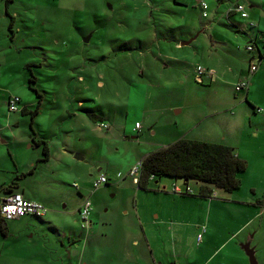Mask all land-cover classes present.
Segmentation results:
<instances>
[{
	"label": "rangeland",
	"instance_id": "1",
	"mask_svg": "<svg viewBox=\"0 0 264 264\" xmlns=\"http://www.w3.org/2000/svg\"><path fill=\"white\" fill-rule=\"evenodd\" d=\"M238 1L251 18L264 19V0H12L8 6L0 0V198L7 195L3 185L16 188L21 180L47 208L43 217L7 220L0 264H152L153 246L133 244L134 229L142 233L134 216L136 191L146 189L128 172L165 130H184L213 111L203 124L232 131L231 141L241 142L252 159L235 194L249 199L253 185L264 199V176L255 162L264 146V61L246 100V89L235 86L253 77L246 46L258 28L240 14L230 16ZM7 8L15 17L13 31ZM30 62L37 65L26 68ZM199 65L213 68L215 80L200 78ZM32 76L43 95L38 114L10 111L12 95L36 108ZM88 110L102 115L108 128L92 121ZM39 139L53 153L49 163L38 162ZM63 148L86 159L68 161ZM99 168L110 182L94 187ZM149 180V189L159 185ZM157 180L170 187L185 183L171 176ZM189 184L197 189L195 181ZM216 192L215 198L227 196ZM86 200L92 224L80 216ZM140 201L146 206L154 199L142 193ZM148 229L164 259L186 264L197 249L191 225L177 233L182 242H174L166 226ZM257 237L264 239V227Z\"/></svg>",
	"mask_w": 264,
	"mask_h": 264
},
{
	"label": "crops",
	"instance_id": "2",
	"mask_svg": "<svg viewBox=\"0 0 264 264\" xmlns=\"http://www.w3.org/2000/svg\"><path fill=\"white\" fill-rule=\"evenodd\" d=\"M240 3L242 2L240 1ZM248 12H249V17L244 18V20L247 21V23L251 22L250 23L251 27L258 28V32L255 34V36L252 37L250 42L256 41L258 45L261 48H263L264 19L259 16L258 18L256 17V19L254 20L253 18H251L249 10ZM7 14L8 16L9 15L12 16L8 8H7ZM236 15H239V13H235V12L230 13L231 17H234ZM252 23L254 25H252ZM253 57H254V53H251L249 72L252 61H255ZM206 68L209 69L206 75L209 77L210 80H215L216 73L213 70V68H209V67ZM255 74L256 73L254 72L253 77L248 78L250 81V86L249 89H246L247 91L246 100H250L249 97H250V92L253 84L252 82ZM24 108H28V106L23 104L22 101L21 109L17 111L22 112ZM177 112L179 113L181 112V110H177ZM215 112L217 111H213L212 113H209V115L208 114L202 115L197 119V121H194L193 123L194 125H189L184 130H181L178 125H176L175 127L168 128V130H165V132L163 133L162 140L160 142L158 141L157 143H155V145L151 147L154 149L151 150L153 151L157 148L166 146L183 137L216 142V143H224L234 147L237 154L242 159L248 162L247 168H249L251 165L250 160L252 159H250L248 151H246L245 149H243V147H241V142L231 141V140H236V139H232V135H234L232 131L230 132V134H228L225 131L220 130L219 128L210 127V125L205 126L203 124L204 122H202V119L211 116V114H214ZM87 113L89 117H90V113L95 114V112H92L90 110H88ZM95 115L102 118L101 121L98 122L104 121L103 119L104 117L102 115H99L97 113ZM92 121L94 120L92 119ZM139 124H140V128H142V123ZM157 132L158 130L154 129L153 134H156ZM165 133L166 136H169V138L164 139ZM246 137L247 136L243 131L241 133V138H246ZM253 142L254 144H258V141L253 140ZM151 150L144 151L143 154H145L146 156L151 152ZM254 150L257 151V148H254ZM72 154L73 153H70L67 148H63L62 150H60L61 157L65 156L68 161L75 159L76 155L82 156V158H76L78 160L86 159V157L83 156L82 154L76 153L75 156H73ZM255 155L257 156L255 162L261 167L262 174L264 176V146L260 149V151L255 153ZM143 158H141L139 161H141ZM52 159H53V153L50 152L49 159L46 162L49 163ZM98 170L100 171V174H105V172H102L103 168H99ZM117 177H118V173H117ZM119 178H123V177H119ZM160 179H162V177ZM151 180H153L157 185L159 184L156 188H154V190L150 189V190L142 191L140 189L136 191L137 200L134 205V212H135L134 216L137 220V224L139 222L141 226L142 233L140 234L139 232H136V230L134 229L135 233H133V235L136 236L137 239L133 241V244L138 246L140 242H143V244H145V247L147 248H152L153 246V249L151 251L152 264H179V263L177 262V260L174 259H168V258L164 259L165 257L156 250L152 239V233L148 229V225H151L154 228L159 226L160 227L166 226L168 231L171 232V236L173 237L174 242L175 241L182 242L181 236L177 234L181 230L182 225L192 226L193 237L196 242L195 246L197 249L193 254H190V256L185 260L186 264H251L250 257L243 248V245L245 243H249L250 246L254 248L257 264H264V245H262L264 239H260V238L258 239L257 237L259 230L264 227V219L261 218L262 215L264 214V205L256 203L258 200H262V199L261 197H259L260 194H258L259 193L257 191L258 189L255 186L253 185L250 186L254 194L252 193L249 199L248 197L235 194L237 189L231 193L220 189L223 192H225L227 196L224 198H215L214 196H217L216 189L214 190V193L212 194L211 197H202L196 195L197 193H199V185L197 182H195L198 185L197 189H195L191 185L194 189V194H181L174 192L172 189L173 185L170 187L169 184H167L165 181L157 180L156 177ZM190 181L188 182L185 181L184 185H186ZM243 182L244 179H242L241 185L243 184ZM5 186L7 187L9 185H3L2 187L3 190ZM5 192L7 193V195L0 198V200L6 199L11 192H20L23 193L29 199L37 200L34 195H31L34 193L30 191L26 185L25 186L22 185L21 180L17 184L16 188H14L13 186L11 187V192H7V191ZM142 193L143 196L148 195L149 197H152L154 201L144 206V204H142V202L140 201V194ZM257 220L259 222H257ZM90 223L92 224L91 220ZM156 229L163 230V228H156ZM199 236H201V240H199Z\"/></svg>",
	"mask_w": 264,
	"mask_h": 264
},
{
	"label": "trees",
	"instance_id": "3",
	"mask_svg": "<svg viewBox=\"0 0 264 264\" xmlns=\"http://www.w3.org/2000/svg\"><path fill=\"white\" fill-rule=\"evenodd\" d=\"M11 1L6 0L7 6ZM10 17L9 29L13 31L15 17ZM35 65L37 64L30 62L25 67L30 68ZM29 82L30 89L36 92L38 103L34 110L24 108L22 112L24 114L31 113L35 117L39 112L43 95L32 85V83L36 82L34 76L29 79ZM90 117L96 122L102 119L94 113H90ZM41 143L43 144V157L38 162L47 161L50 154L48 142L39 139L38 144ZM141 161L142 174L139 182L141 188L150 190L148 183L151 175L156 178L171 176L182 178L187 182L190 180L197 182L199 193L196 195L202 197L212 196L215 189H222L229 193L238 189L242 183L241 173L248 166L247 161L242 159L235 151V148L230 145L184 137L151 151ZM36 164L31 172L36 168ZM13 183L15 182L13 181ZM12 186L10 184L4 190L11 192ZM256 203L264 205L263 199L258 200ZM8 228L7 220L0 214V231L6 233Z\"/></svg>",
	"mask_w": 264,
	"mask_h": 264
},
{
	"label": "built area",
	"instance_id": "4",
	"mask_svg": "<svg viewBox=\"0 0 264 264\" xmlns=\"http://www.w3.org/2000/svg\"><path fill=\"white\" fill-rule=\"evenodd\" d=\"M202 6L206 10L208 5L206 2H202ZM230 13H239L243 18L249 17V12L245 4L237 2L234 4L230 9ZM252 25H254L252 23ZM246 50L250 53H254L253 59L250 66V72L254 73L257 71L259 63L264 60V47L261 48L258 43L249 42L246 46ZM208 70L206 67L199 65L197 68V75L200 78H203L207 73ZM250 81L249 79L243 80L238 82L235 86L236 91H241L243 89H249ZM22 100L21 97L18 95H12L9 99V110L10 111H17L20 109V104ZM256 110L258 112L262 111V108L257 107ZM104 127L108 128V125L104 122L101 123ZM137 128H140V124L136 123ZM142 174V161H139L135 165L131 167L128 172L129 176H133L136 181H140ZM118 177H123V173L119 172ZM155 176L151 175L150 179H153ZM109 182V177L106 174H100V176L94 182V187H99L102 184H106ZM74 186L78 187V184H74ZM174 192L181 193V194H194L193 187L187 183L186 185H179L178 183H174L172 186ZM92 212V207L90 201L86 200L84 205L80 209V216L82 222L85 224L90 223V215ZM47 213V208L45 205L38 201L32 200L27 198L23 193L20 192H13L11 193L6 199L0 202V214L6 220L14 219V218H21L23 216L32 215V216H39L43 217ZM205 228V227H204ZM199 240H201V236H199Z\"/></svg>",
	"mask_w": 264,
	"mask_h": 264
},
{
	"label": "water",
	"instance_id": "5",
	"mask_svg": "<svg viewBox=\"0 0 264 264\" xmlns=\"http://www.w3.org/2000/svg\"><path fill=\"white\" fill-rule=\"evenodd\" d=\"M86 40H88V39H86ZM190 41L184 42V44H187ZM76 158H82V156L76 155ZM243 248L246 251V253L249 255L251 264H257V259L255 257V250H254V248L251 247L249 243H245L243 245Z\"/></svg>",
	"mask_w": 264,
	"mask_h": 264
}]
</instances>
